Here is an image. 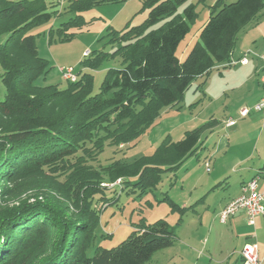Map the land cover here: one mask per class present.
Masks as SVG:
<instances>
[{
    "label": "trees",
    "instance_id": "1",
    "mask_svg": "<svg viewBox=\"0 0 264 264\" xmlns=\"http://www.w3.org/2000/svg\"><path fill=\"white\" fill-rule=\"evenodd\" d=\"M58 1L0 0V37L5 36L0 44V179L27 182L44 178V168L57 172L62 166L65 170L58 176L65 179L63 184L50 178L48 185L69 195L67 199L79 208L68 216L38 193L31 195L33 203L28 197L0 208V264H19L51 229L54 238L36 264H147L177 240L175 227L163 219L140 220L117 246L97 247L90 257L85 254L102 213V207L94 205L95 197L108 190L98 185L120 180L132 190L155 188L163 173H174L188 158L198 156L202 137L217 122L211 119L183 132L178 141L165 138L152 155L130 164L115 162L95 170L88 162L97 160L106 141L116 147L136 141L160 110L179 104L195 79L209 76L217 65H228L237 35L264 9V0H216L183 62L176 49L195 21V6L187 4L178 13L187 0H142V9L147 10L143 23L108 33L122 67L106 70L95 94L93 76L86 69L99 65L101 52L83 57L85 70L65 88L36 84L47 73V63L38 57L35 38L28 33L60 15ZM63 1L62 10L75 14L56 30L59 39L67 41L73 37L68 29L84 24L82 12L124 0ZM163 201L169 212L178 214L177 225L191 209L167 196Z\"/></svg>",
    "mask_w": 264,
    "mask_h": 264
},
{
    "label": "rangeland",
    "instance_id": "2",
    "mask_svg": "<svg viewBox=\"0 0 264 264\" xmlns=\"http://www.w3.org/2000/svg\"><path fill=\"white\" fill-rule=\"evenodd\" d=\"M58 2L61 6H57L56 9L60 11V15L55 16L44 25L33 28L28 33L35 38L34 47L38 57L47 63V73L40 76L36 84L40 87L57 86L61 89L65 88L68 83L62 79L60 73H58V68L71 67L73 73L79 76L85 70L82 61L83 52L89 51L91 57L95 53L101 52L104 57L99 65L95 69H86L93 76L92 84L95 94L98 92L106 70L122 67V59L119 55H114L116 46L110 44L108 33L110 31L119 32L140 25L146 19L147 10L142 9V0H124L119 3L92 7L81 13L84 22L81 27L68 29V34L72 33L73 37L70 40L61 41L56 30L60 25L74 18L75 14L62 10L66 6L63 0ZM216 2V0H204L201 3L198 0H187L178 7L177 12L181 13L187 4L194 5L196 13L194 23L189 25L187 35L176 49L175 55L180 62H183L189 50L198 42L199 32L207 22ZM50 10H55V8ZM263 15L264 9L258 14V17ZM262 28H264V25ZM4 39L5 36L0 37V44ZM249 54L251 55V53ZM240 83L241 80L236 79V77L223 78L215 70L209 76L195 79L188 90L183 93V98L179 104L160 110L155 122L141 133L136 141L118 147L106 141L97 160L88 162V164L95 170L106 168L115 162L130 164L133 160L152 155L154 149L165 138L173 142L178 141L183 137V132L193 131V129L201 127L205 122H209L210 118L217 119L218 122L225 120L228 114H233L241 107L242 101L251 98L252 83ZM232 118L237 121V116ZM261 122L263 121L261 120ZM239 123L240 121H237V125ZM223 126L219 124L212 131V134L206 133L202 137L204 149L202 148L198 152V156L188 158L174 173H163L158 185L151 190L143 192L132 190L129 186H121V182L115 185L116 181L99 184V187L108 190H105L102 195H96L94 205L102 207L101 216L104 215L106 220L99 222V225L95 227L94 239L85 254L90 257L97 247L110 249L117 246L133 231L131 230L132 225L138 224L140 220L153 223L159 219H163L167 222V225L175 227V233L181 243L188 246V248H192V256L189 254L183 259L182 263H179L176 258L177 262L173 264H194L193 262L196 259V264H219L223 260V254L227 252L232 254L233 245L230 243V237H227L228 240H226L223 236L232 233V236L236 238L240 230L234 231L227 222L226 225L219 226L218 218L213 219L212 217L213 210H206L208 205H213V202L217 203L220 200L223 195V188L217 189L209 196L205 195L206 189L204 191L210 177L209 171L213 169L215 162L216 172L225 173L226 169L231 167V162L236 163L244 156V149L237 145L238 140L239 142L242 140V136L236 135L231 139V130L229 132ZM259 129H247L248 131L244 132L245 137H243L245 142H240V146L249 141L251 144H255L259 138ZM247 139L248 141H246ZM228 140H230V147L227 153H224L219 150L218 146L221 143L220 149L226 148ZM263 141L264 134L260 138L259 148L262 146ZM209 154L212 157L206 162ZM70 161L73 163L75 160L72 158ZM206 163H208V171ZM254 164L255 157L247 163H242V165L238 163L236 166L231 167V171L224 179L232 185L245 178L240 173V169L247 166L253 167ZM59 167L60 169H57ZM59 167L56 168L55 166L54 168L58 170L57 172H51L44 168V178L36 177L32 180L30 178L27 182L17 181L14 183L12 180L4 181L0 179V208L15 206L18 201L26 200L28 197H30L28 203H33L34 200L31 195L38 193L43 195L55 209L62 210L65 214L68 213V216L74 215L78 211V205H74L67 199L69 195L65 194L64 196L56 193L50 188L49 185L51 184L48 185L47 179L50 178L62 184L65 181L63 177L58 176L65 168ZM165 196L179 207H184V204H186L185 206L193 205L194 210H187L181 223L177 225L179 216L177 213L169 212L170 208L167 202L163 201ZM102 199L107 201L105 205L102 204ZM127 229L129 230L124 233V230ZM220 229L227 235H220V241L217 243V235H219L218 231ZM53 235H55V230L51 229L48 237L42 236V242L29 249V253L18 260L19 264H36L39 256L47 251L48 245L46 243L52 239ZM184 246L178 244L172 247L171 250L172 252L184 251L185 253ZM159 257L160 254L156 256V259H159ZM149 264L153 263L150 262Z\"/></svg>",
    "mask_w": 264,
    "mask_h": 264
},
{
    "label": "crops",
    "instance_id": "3",
    "mask_svg": "<svg viewBox=\"0 0 264 264\" xmlns=\"http://www.w3.org/2000/svg\"><path fill=\"white\" fill-rule=\"evenodd\" d=\"M11 1H19V0H11ZM263 25H264V15L261 17L257 16L248 25H245V27L237 35L235 47L230 56V62H235L239 60L244 54L251 53V55L249 54L248 62L246 64L244 65L235 64L234 66L232 65L226 66L227 64H221V65H217L214 68V70L223 78L226 77L230 78V76L236 77V79L241 80L240 84L251 82L253 85V90H252L253 92L251 93V98L249 97L247 98V100L242 101L241 107L238 110L234 111L233 114L232 113L228 114V117H226L225 120L219 122L217 119L213 118V120L217 122L215 128L218 127L219 124L224 125V122L227 119H230L233 116H237V121H240L238 125L236 121V124L233 127L223 126L225 130L229 132L231 130V135H230L231 139L233 136L241 135L242 140H240V142H245L243 140V137H245L244 132L248 131L247 129L258 130V128H260L259 129L260 132H259V138L257 139L255 144L253 143L251 144V142L249 141L246 142L244 145L240 146L241 143L238 140L237 145L238 147L244 149L245 151L244 156L241 159H239L238 162L230 163L231 167H234L238 163L240 165H242V163H247L249 160L255 157V164L253 167L247 166L243 169H240L241 170L240 173H242L243 176H245V178L240 179V181H237L232 185L229 184L228 181L226 182L225 177L228 174V172L231 171L230 170L231 167L226 169L227 171L225 173L223 172L219 173L216 172V166H215L216 162L213 165V169L209 171L210 177L206 188H204V191L205 189L207 191L205 195L209 196V194L214 193L217 189L223 188V195L221 196L220 200H218L217 203L213 202V205L212 204L208 205L206 209V210L209 209L213 210L212 212L213 219L217 218V215L222 208H224L230 201H232L234 198L240 195L241 186L247 181L253 179L255 176H258L259 178L258 189L260 193H262V195L264 196V141L262 146L259 148L260 138L262 137V134H264V113H250L248 116H246V118L244 117V119H238V115H237L240 109L244 107H251L254 105V103H257L261 98L264 97V66L260 58L261 56L264 55V28H262ZM261 120L263 122H261ZM212 131H210V134H212ZM246 141H248V139ZM229 143L230 140H228L226 143L227 147L226 148L224 147L223 149H220L221 143H219L218 146L219 150L223 151L224 153H227V150H229L230 147ZM202 148L204 149V141ZM211 157H212L211 154H209V156H207L206 162L209 161ZM185 205L186 204H184V208L191 207L190 211L194 210L193 205L190 206H185ZM105 220L106 218L104 217V215L100 216V222H103ZM262 220L263 219H261L260 217H257L254 220V226H249L245 222L246 221L245 215L243 213H239L234 217H231L227 221L228 225L232 227L234 231L235 230L236 231L240 230V231L238 232L239 234L236 235V238L232 236V233L228 236H223L226 238V240H228L227 237H230V243L233 245V247L231 250L232 254H230L229 252L223 254V260H221L219 264H241L239 253L240 250L242 249L241 247H243V245L249 240L256 243L258 256L262 260V263L264 264V221ZM219 226H223V225L219 223ZM128 230L129 229L124 230V233H126ZM131 230H133V228ZM218 232L219 235H217L218 236L217 243L220 241L221 238L220 235H227L223 233L221 229ZM178 244L184 246V244L181 243L180 239L177 236V240L172 247H175ZM184 247L183 250L186 249L185 253L184 251L172 252L171 247L168 249L160 250L152 256L151 260L147 264H149L150 262H152L153 264H173L177 262V260L179 261V263H182L184 258L189 256V254L191 255L193 253L191 250L192 248H188V246L186 245ZM159 254H160L159 259H156V256H158ZM196 261L197 259L193 263L196 264L197 263Z\"/></svg>",
    "mask_w": 264,
    "mask_h": 264
},
{
    "label": "built area",
    "instance_id": "4",
    "mask_svg": "<svg viewBox=\"0 0 264 264\" xmlns=\"http://www.w3.org/2000/svg\"><path fill=\"white\" fill-rule=\"evenodd\" d=\"M89 51L83 52V57H87ZM249 53L244 54L239 60L230 62L228 65H244L248 62ZM264 66V55L260 57ZM226 65V66H228ZM63 80L74 83L77 81V75L73 73L71 67L58 69ZM264 113V97L250 108L244 107L238 112V119H244L250 113ZM236 124L235 119H227L224 123L225 127H233ZM206 169L209 170L208 163H206ZM258 176H255L250 181H247L241 186V192L238 197L230 201L221 211L218 213V223L224 225L230 217H234L239 213H243L246 218V223L249 226H254V220L260 217L264 221V196L258 189ZM120 180H117L115 185L119 184ZM113 186V185H112ZM240 250L241 264H263L262 260L258 256L257 245L251 240L247 241Z\"/></svg>",
    "mask_w": 264,
    "mask_h": 264
}]
</instances>
